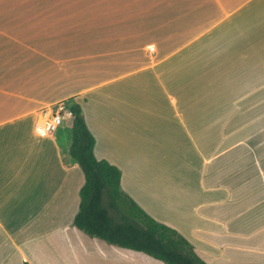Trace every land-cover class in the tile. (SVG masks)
Returning <instances> with one entry per match:
<instances>
[{"label":"crops","instance_id":"1","mask_svg":"<svg viewBox=\"0 0 264 264\" xmlns=\"http://www.w3.org/2000/svg\"><path fill=\"white\" fill-rule=\"evenodd\" d=\"M71 102L203 260L264 264V0H0V264H164L74 224Z\"/></svg>","mask_w":264,"mask_h":264},{"label":"trees","instance_id":"2","mask_svg":"<svg viewBox=\"0 0 264 264\" xmlns=\"http://www.w3.org/2000/svg\"><path fill=\"white\" fill-rule=\"evenodd\" d=\"M67 110L73 117L70 154L85 176L74 224L93 237L143 251L164 264H209L187 238L158 221L123 191L121 169L95 154V138L81 104L71 102Z\"/></svg>","mask_w":264,"mask_h":264},{"label":"built area","instance_id":"3","mask_svg":"<svg viewBox=\"0 0 264 264\" xmlns=\"http://www.w3.org/2000/svg\"><path fill=\"white\" fill-rule=\"evenodd\" d=\"M68 110L65 105L58 104L56 110L46 111L41 118V130L44 133H54L67 116Z\"/></svg>","mask_w":264,"mask_h":264},{"label":"rangeland","instance_id":"4","mask_svg":"<svg viewBox=\"0 0 264 264\" xmlns=\"http://www.w3.org/2000/svg\"><path fill=\"white\" fill-rule=\"evenodd\" d=\"M67 108V107H66ZM64 125L67 127L66 129H62L61 132H58L57 135L59 136V138L61 140H63V138H67L71 132V126H72V118L71 117H67L64 121ZM66 141L69 142V139H66ZM63 144V141H62ZM63 146V145H62ZM251 146V145H250ZM251 152V149H250Z\"/></svg>","mask_w":264,"mask_h":264},{"label":"water","instance_id":"5","mask_svg":"<svg viewBox=\"0 0 264 264\" xmlns=\"http://www.w3.org/2000/svg\"><path fill=\"white\" fill-rule=\"evenodd\" d=\"M72 162H76V159L74 157H71Z\"/></svg>","mask_w":264,"mask_h":264}]
</instances>
